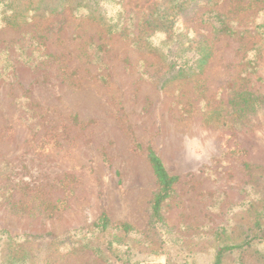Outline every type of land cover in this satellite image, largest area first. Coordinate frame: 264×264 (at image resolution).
Masks as SVG:
<instances>
[{"label":"rangeland","instance_id":"374dc122","mask_svg":"<svg viewBox=\"0 0 264 264\" xmlns=\"http://www.w3.org/2000/svg\"><path fill=\"white\" fill-rule=\"evenodd\" d=\"M160 1L104 0L108 16L130 22L123 34L68 11L0 28V231L8 234L0 235V264H120L116 253L132 264H176L144 231L157 188L148 146L179 178L163 213L175 237L198 249L205 235L238 220L249 182L244 165L264 167V105L238 125L205 126L202 114L225 112L236 92L264 97V0H217L213 9L237 34L216 39L198 18L206 5L185 0L174 27L212 41L211 57L196 75L163 86L161 54L175 42L161 32L152 52L143 42L154 27L143 25L147 8ZM253 51L248 69L242 58ZM45 205L55 207L51 216ZM101 214L138 233L98 234L92 224ZM245 259L255 264L256 256Z\"/></svg>","mask_w":264,"mask_h":264},{"label":"trees","instance_id":"16d2710c","mask_svg":"<svg viewBox=\"0 0 264 264\" xmlns=\"http://www.w3.org/2000/svg\"><path fill=\"white\" fill-rule=\"evenodd\" d=\"M195 1L189 0L187 5L185 0H162L147 8L148 15L143 25L148 24L154 27L150 32L143 34L146 49L152 52L151 47L153 48V44H155L153 38L158 32L164 33L167 41H170L169 43L175 42L167 46L166 53L161 54V58L166 64V77L162 78V86L171 79L196 75L211 57L212 41L202 34L188 36V29L181 30L178 26L174 27L179 12L186 8L184 5L191 6L192 2ZM199 1H202V4L208 8L198 16L199 21L201 24L210 27L213 39L235 37L237 33L227 23L225 16L218 10L213 9L217 0ZM229 1H234L237 4L243 0ZM251 1L249 0V2ZM64 11H68L79 18L99 19L105 30L111 34H123L125 31H121L122 28L128 29L130 27V22L126 23L121 20L119 15L116 21L113 15H111L112 22L107 20L110 12L105 6L104 0H0V28L18 29L35 18H43ZM43 39L42 35L32 38L36 47L44 46V43L41 42ZM103 47L105 45L100 43L94 46V55L98 58L103 51ZM252 54L254 57L258 52L253 51ZM23 56L24 63L30 61V55ZM44 57L48 58L49 55L45 54ZM253 57L244 56L242 58L246 68L249 69L255 66V57ZM4 69L5 67L2 70L4 71ZM262 105H264V97L249 92H236L228 100L226 110L224 109L225 112L216 109L205 111L202 114V124L205 126L217 124L221 126L238 125L243 117L247 114H253ZM185 108L182 110L181 116L184 114L183 111L189 110L190 105H186ZM136 148H138V145H136ZM145 150L146 160L155 177L157 188L148 203V221L144 231L150 237L156 239L160 248L165 249L170 262L175 260L176 264H205L202 262L207 257V264H223L225 258L233 256L238 260L235 264H245V257L251 253L256 256L255 264H264V252H262L264 250V167L244 165L249 182L246 185L244 201L236 205V216L237 211L239 213L238 220L236 222L232 221V224L230 221L226 225L218 226L213 232L205 235V240L199 244L202 247L196 249L192 248L194 244L187 246L186 243L181 241V238L173 235V230L167 225L163 214L168 203L175 196V187L179 182V178L168 173L161 159L149 146ZM54 209L53 205H45L43 212L51 216ZM108 228H112V231L120 236L138 233L128 223L111 224L105 214H101L92 224V230L97 231L98 234L103 233ZM0 235L8 236L6 231H0ZM201 236L204 235H197V237ZM36 238L38 237L32 236L30 239ZM117 242L119 241L116 235H113L112 243L109 242L108 244V249H111L112 245V253L115 252L114 249H117L113 245ZM155 253L156 251H153L150 256H154ZM118 255L117 253L115 255V260L118 263L132 264L130 258L119 257Z\"/></svg>","mask_w":264,"mask_h":264}]
</instances>
